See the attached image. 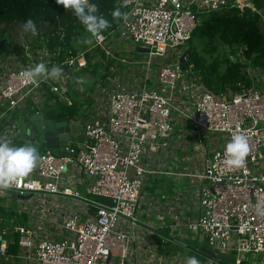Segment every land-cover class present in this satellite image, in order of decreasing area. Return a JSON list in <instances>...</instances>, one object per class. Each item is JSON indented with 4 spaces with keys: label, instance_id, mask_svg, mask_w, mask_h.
Masks as SVG:
<instances>
[{
    "label": "built area",
    "instance_id": "2783aa9c",
    "mask_svg": "<svg viewBox=\"0 0 264 264\" xmlns=\"http://www.w3.org/2000/svg\"><path fill=\"white\" fill-rule=\"evenodd\" d=\"M117 2L124 13L115 29L92 37L90 50L59 51L56 58L37 35L21 24L9 25L22 33L13 32L10 48L0 49V142L17 146L28 116L54 112L60 102L72 106L69 95L78 83L74 74L89 68L88 55L108 70L91 95L99 107L85 106L82 120L71 117L80 124L84 142L70 144L67 156L43 149L18 186L0 189V198L13 193L32 199L70 197L91 208L90 218L64 219L60 238L39 237L28 224L15 228L18 238L0 229V264H127L134 240L129 228L155 232V226L140 222L139 208L144 196L150 197L144 194L146 185L157 180L175 190L163 199L197 204V216L173 215L175 224L168 226L166 236L182 239L185 227L195 239L233 257L235 264H243L247 256L264 264V70L251 65L246 46L230 60L243 65L250 85L239 81L235 88L215 92L192 68H181L202 16L250 10L263 28L264 8L256 0ZM39 64L57 67L61 75L25 82L21 74ZM234 133L244 135L249 145L242 168L224 163ZM71 164L91 180L90 196L63 185ZM45 201H39L34 214L44 216ZM160 220L165 226L164 215ZM161 235V244L171 243ZM15 244L18 248L11 251Z\"/></svg>",
    "mask_w": 264,
    "mask_h": 264
},
{
    "label": "trees",
    "instance_id": "16d2710c",
    "mask_svg": "<svg viewBox=\"0 0 264 264\" xmlns=\"http://www.w3.org/2000/svg\"><path fill=\"white\" fill-rule=\"evenodd\" d=\"M91 2L98 7L97 15H102L110 24L108 29L99 34H107L115 29L121 18L114 19L113 12L119 10L121 16L124 13L117 0ZM256 5L264 8V0H256ZM29 19L36 24L37 38L43 40L55 58L59 51L61 54L66 50L75 51V42L81 35L95 37L87 32L71 9H66L57 0H0V49L10 48L9 42L13 38L8 33V26L20 23L23 27ZM195 38L205 45L204 53H200L194 46ZM243 46L247 48L245 55L251 65L264 70V32L258 15L250 10H228L204 15L188 43L187 67L192 68L205 86L215 92L225 91L229 87L235 88V83L239 81L250 85L249 79L243 74V65L232 63L230 60V56ZM88 60L90 66H95L93 73H98L97 64H93L90 55ZM53 110L58 117H74L78 114L79 106L77 103L66 106L60 102ZM96 200L109 203V200L103 197H96ZM4 201L5 198H0V229H8L18 238L14 230L25 224L26 220L18 209L6 206ZM16 248L18 247L15 244L11 251H16Z\"/></svg>",
    "mask_w": 264,
    "mask_h": 264
},
{
    "label": "crops",
    "instance_id": "0c3cea01",
    "mask_svg": "<svg viewBox=\"0 0 264 264\" xmlns=\"http://www.w3.org/2000/svg\"><path fill=\"white\" fill-rule=\"evenodd\" d=\"M101 66V65H99ZM91 69V68H90ZM102 70L105 72L108 70L107 66L105 68L102 66ZM93 73V69H86L82 72L75 73L77 78V84L72 86L69 97L72 99L73 103H77L79 106V111L77 116L80 120L83 119L84 107L89 105L92 107H99V104L91 97V95L96 94V90L101 86V74ZM85 74H88L91 79L85 81L83 78ZM75 80V78H74ZM82 81V82H81ZM102 101H100V105ZM91 110H93L91 108ZM95 113V110H94ZM91 118L87 117V120ZM85 136L84 132L81 130L78 132V136L71 141V146L77 147L84 142ZM63 185L71 186L77 191H79L83 196H90L89 186L91 180L82 172V170L76 165L71 164L67 171L63 175L62 180ZM171 191H175L169 188L165 181H151L145 187V193L150 195V197L144 196V201L140 205L139 220L146 226H155L153 228L155 232L148 231L142 227H130L129 233L134 236V240L130 243L127 264H187L190 257H200L205 261L200 260V264H209L208 260L205 259L200 253L191 250L188 255L184 254L182 251L170 252L164 246H168L169 243H162V235L170 232L168 226L175 224L173 220V215H180L181 218L186 216H197V204H193L192 201L179 202L177 200H166L162 197H167V193L170 195ZM10 198L15 200L11 201L6 206H12L18 209L19 213L24 217L25 224L32 226L35 229L37 236L39 237H49V238H60L62 235L61 223L66 218H79L81 221L88 220L92 214L91 208L79 201H76L70 197L62 198L58 196H45V198H29V199H19ZM43 199L45 201V207L47 211L43 217L39 214L33 213V209H36L39 201ZM165 216V226L162 225L161 216ZM181 232L185 234L184 238H177L182 242L190 246H200L203 245V241L195 239L191 232H189L185 227L181 229ZM164 244V245H163ZM253 264H261L259 261H253ZM16 264V263H15Z\"/></svg>",
    "mask_w": 264,
    "mask_h": 264
},
{
    "label": "clouds",
    "instance_id": "9594fccd",
    "mask_svg": "<svg viewBox=\"0 0 264 264\" xmlns=\"http://www.w3.org/2000/svg\"><path fill=\"white\" fill-rule=\"evenodd\" d=\"M66 9H71L73 14L85 26L87 32L97 36L102 31L108 29L110 24L102 15H97L98 7L91 0H57ZM113 18L121 16L119 10L113 12ZM25 32L37 35V27L33 20H27L23 25ZM23 79L27 83H36L39 78H58L61 70L53 67L47 69L44 64L24 71ZM82 82V81H81ZM249 155V145L247 138L239 133H234L225 149L224 163L229 168H242L245 166ZM39 157L35 147L31 145L14 146L8 142H0V189H11L18 186L21 178L27 177L36 167ZM187 264H200L196 257H190Z\"/></svg>",
    "mask_w": 264,
    "mask_h": 264
},
{
    "label": "water",
    "instance_id": "95a60500",
    "mask_svg": "<svg viewBox=\"0 0 264 264\" xmlns=\"http://www.w3.org/2000/svg\"><path fill=\"white\" fill-rule=\"evenodd\" d=\"M140 50V48H139ZM189 52L187 51L181 59V68H187V59ZM54 112L48 111L43 115H30L25 120L21 127L20 138L17 146L31 145L35 147L37 154L45 148L51 149L57 156H67L65 150L69 147L71 141L78 136L80 124L76 121H71V117L55 118L52 117ZM13 198L29 199L32 195H17L12 194ZM171 241L164 248L170 252L182 251L188 255L190 250L199 252L210 264H235L233 257L220 253L208 243H203L200 246H190L181 240L166 236Z\"/></svg>",
    "mask_w": 264,
    "mask_h": 264
},
{
    "label": "rangeland",
    "instance_id": "374dc122",
    "mask_svg": "<svg viewBox=\"0 0 264 264\" xmlns=\"http://www.w3.org/2000/svg\"><path fill=\"white\" fill-rule=\"evenodd\" d=\"M15 24H16L17 26L21 27V26L19 25L20 23H15ZM12 29H13L12 26H8V33H9L10 35H11L13 32H15V34H18V35H20V34L22 33V30H20V29H19L20 31H12ZM42 30H44V29H42ZM49 30H50V28H49ZM262 31L264 32V26H263V28H262ZM75 44H76V50H75L76 52H84V51L90 50V49L92 48L93 38H92L91 36H83V35H81L80 37L77 38ZM193 44H194V46L197 48V50H198L200 53H204V51H205V45L200 41V39L195 38ZM228 51H229V50H228ZM130 53H131V52L129 51V52H128V55H130ZM135 55H136L138 58H140V59H142V58L144 57V55H142V54H138V53H135ZM215 56H216V55H215ZM93 64H94V63H93ZM102 66H103V65L99 66V65L97 64V67H98V68H97V71H98V73L101 72V71H102V72L104 71V70L101 69ZM90 68L94 70V69H95V66H90V67H89V70H91ZM83 78L86 79L85 81L91 79L90 76H89L88 74H85V76H83ZM172 186H173V187H177L178 185L175 184V183H173ZM4 198H5V201H4V204H5V205H8V204L10 203V200H11V201H15V200L11 199V198H10V195H8V194H7ZM197 259H198L199 261L202 260V262L205 261L204 259H201L200 257H197ZM253 261H256V260L253 259L252 256H247V261L245 260L243 264H252Z\"/></svg>",
    "mask_w": 264,
    "mask_h": 264
}]
</instances>
